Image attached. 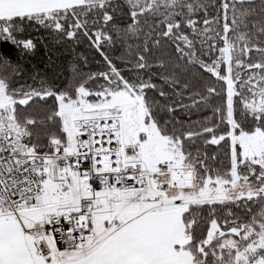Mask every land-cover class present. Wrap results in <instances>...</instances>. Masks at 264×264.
I'll return each instance as SVG.
<instances>
[{"label":"snow or ice","instance_id":"snow-or-ice-1","mask_svg":"<svg viewBox=\"0 0 264 264\" xmlns=\"http://www.w3.org/2000/svg\"><path fill=\"white\" fill-rule=\"evenodd\" d=\"M0 264H264V0H0Z\"/></svg>","mask_w":264,"mask_h":264}]
</instances>
